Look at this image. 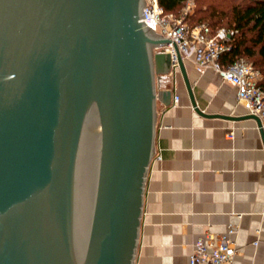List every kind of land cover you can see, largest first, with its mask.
Here are the masks:
<instances>
[{"label":"water","instance_id":"obj_1","mask_svg":"<svg viewBox=\"0 0 264 264\" xmlns=\"http://www.w3.org/2000/svg\"><path fill=\"white\" fill-rule=\"evenodd\" d=\"M145 5L0 0V264L134 263L156 101L172 100L154 49L171 39Z\"/></svg>","mask_w":264,"mask_h":264},{"label":"crops","instance_id":"obj_2","mask_svg":"<svg viewBox=\"0 0 264 264\" xmlns=\"http://www.w3.org/2000/svg\"><path fill=\"white\" fill-rule=\"evenodd\" d=\"M157 78L177 103L156 101L153 154L147 169L133 264H188L197 237L233 224L236 264H264V139L236 88L211 69L183 59ZM257 243H253L254 241Z\"/></svg>","mask_w":264,"mask_h":264},{"label":"built area","instance_id":"obj_3","mask_svg":"<svg viewBox=\"0 0 264 264\" xmlns=\"http://www.w3.org/2000/svg\"><path fill=\"white\" fill-rule=\"evenodd\" d=\"M192 1L185 0L187 8L179 15L166 13L157 0H145L146 5L142 7L145 21L154 26L156 33L171 39L156 46L170 53L171 67L168 74H174L179 69L178 53L182 60L191 59L199 73L207 69L213 70L224 81L235 86L237 98L243 103L247 113L256 115L264 126L261 70L244 56L224 63L222 55L231 48L237 29L224 25L213 29L206 22L190 25L185 17ZM178 100L179 96L174 93L171 102L175 104ZM235 231V225L228 224L221 233H205L197 237L193 242L188 264H236L238 249L232 237Z\"/></svg>","mask_w":264,"mask_h":264},{"label":"trees","instance_id":"obj_4","mask_svg":"<svg viewBox=\"0 0 264 264\" xmlns=\"http://www.w3.org/2000/svg\"><path fill=\"white\" fill-rule=\"evenodd\" d=\"M163 10L176 13L185 0H157ZM201 5L185 17L190 24L208 23L213 29L225 21L237 29L231 48L224 52L222 61L228 63L244 56L261 70L264 86V0H201Z\"/></svg>","mask_w":264,"mask_h":264},{"label":"rangeland","instance_id":"obj_5","mask_svg":"<svg viewBox=\"0 0 264 264\" xmlns=\"http://www.w3.org/2000/svg\"><path fill=\"white\" fill-rule=\"evenodd\" d=\"M215 1H221V0H215ZM201 3H203V2H201V0H193L192 1V4L190 5V7L188 8V11H187V15L188 14H190V13H192L195 9H196V7H197V5H201ZM187 8V4H186V2L184 1V3H183V5H182V7L179 9V11H177L175 14L176 15H179V14H181L185 9ZM186 15V16H187ZM222 25H224V26H228V24L224 21L223 23H222ZM154 49L155 50H160V47L159 48H156V47H154ZM168 73V72H167ZM166 73V74H167ZM156 124V123H155ZM151 160V159H150Z\"/></svg>","mask_w":264,"mask_h":264}]
</instances>
